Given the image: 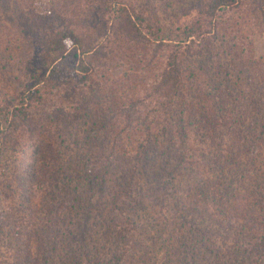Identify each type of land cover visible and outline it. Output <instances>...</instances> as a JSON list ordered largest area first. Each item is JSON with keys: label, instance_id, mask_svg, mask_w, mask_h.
<instances>
[{"label": "trees", "instance_id": "16d2710c", "mask_svg": "<svg viewBox=\"0 0 264 264\" xmlns=\"http://www.w3.org/2000/svg\"><path fill=\"white\" fill-rule=\"evenodd\" d=\"M22 1L0 0L24 54L0 49L1 264H264V0H174L167 23Z\"/></svg>", "mask_w": 264, "mask_h": 264}, {"label": "rangeland", "instance_id": "374dc122", "mask_svg": "<svg viewBox=\"0 0 264 264\" xmlns=\"http://www.w3.org/2000/svg\"><path fill=\"white\" fill-rule=\"evenodd\" d=\"M22 1V0H21ZM174 0H139L138 2L140 3L141 7L146 10V11H154V8H157V10H159V15L160 17H162V19L164 20V22L168 21V16L166 13H172L173 10H171V8H166L164 7V5H166L168 2H173ZM177 1V0H175ZM23 2V1H22ZM34 7L31 5L30 7L34 8L32 11L34 12L35 15H38L37 13H40L39 10H41V8L48 5V0H35V4H33ZM37 7V8H35ZM27 11V9H26ZM169 11V12H168ZM24 13V12H23ZM174 14V13H173ZM25 19L29 20L30 19V15L28 13H25ZM167 23V22H166ZM25 24H27V22L25 21ZM22 27L23 24L21 23ZM26 27V25L24 26V28ZM19 28H21V26H19ZM26 32L27 31V27L25 28ZM19 29H15V22L13 20H11V18H4L3 16L0 17V49H4L8 44L11 46L10 49L17 55V59H19L21 56H23L24 54H21L22 51L20 50H16L14 47L16 43H18L19 41ZM30 31V29H29ZM12 44V45H11ZM28 47V43L25 44V48ZM9 49V48H8ZM254 49H255V54L257 57L263 56L264 55V34L262 33V31L257 30L254 34ZM10 52V51H8ZM7 52V53H8ZM21 54V55H20ZM13 61H17L16 58ZM16 63V62H15ZM65 64L62 66L65 70L64 73H68L69 70L72 71L74 68V63L72 62H64ZM16 64H22V63H16ZM16 64H12L11 67H14V71L15 73H18L22 68V65L17 66ZM13 71V75H15ZM121 72L120 70L116 71V73ZM8 80V84L7 85H12L10 79H6ZM14 86V85H13ZM4 145L3 143L0 144V147L4 146V162L6 165V168L8 170V175L11 178L13 173L15 172V170L17 169L18 165H19V159L18 156L19 154H16L17 152H10L7 148V146H5V143H9V139L4 138L3 139ZM48 191H44L41 195H38L35 197V201L39 202V203H43L44 200L47 198L46 201H49V199H51V196L48 194ZM45 201V202H46ZM12 202V201H9ZM15 203V202H14ZM42 217L45 216V214H41ZM67 221H70L67 219ZM45 220H40L37 222L36 226H37V230L43 228V226H45ZM1 236V235H0ZM38 242L37 240H35L34 245H37ZM7 246H9V243L6 240H2L0 239V264L3 261L4 257L7 256L8 253V248ZM34 248V247H33ZM35 250V249H34ZM138 255H140L138 253ZM165 257V253L161 252L160 255H158V258H155V261L157 264H159ZM10 261L13 264V259L10 258ZM131 264H153V259L152 260H148L147 256H137L135 259H133L131 261Z\"/></svg>", "mask_w": 264, "mask_h": 264}]
</instances>
